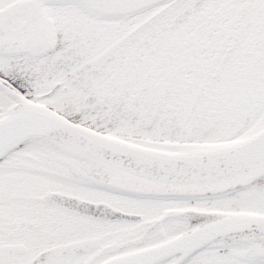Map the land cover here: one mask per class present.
<instances>
[{
  "label": "snow or ice",
  "instance_id": "obj_1",
  "mask_svg": "<svg viewBox=\"0 0 264 264\" xmlns=\"http://www.w3.org/2000/svg\"><path fill=\"white\" fill-rule=\"evenodd\" d=\"M0 264H264V0H0Z\"/></svg>",
  "mask_w": 264,
  "mask_h": 264
}]
</instances>
